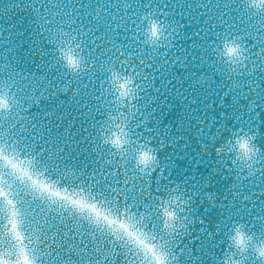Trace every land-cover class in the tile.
Here are the masks:
<instances>
[{
  "label": "water",
  "instance_id": "water-1",
  "mask_svg": "<svg viewBox=\"0 0 264 264\" xmlns=\"http://www.w3.org/2000/svg\"><path fill=\"white\" fill-rule=\"evenodd\" d=\"M0 261L264 264V0H0Z\"/></svg>",
  "mask_w": 264,
  "mask_h": 264
},
{
  "label": "snow or ice",
  "instance_id": "snow-or-ice-1",
  "mask_svg": "<svg viewBox=\"0 0 264 264\" xmlns=\"http://www.w3.org/2000/svg\"><path fill=\"white\" fill-rule=\"evenodd\" d=\"M113 143L121 144V138L119 135H117L113 141ZM145 159L147 158V154H144ZM33 186L43 195L47 194L49 197H59L61 196V193L58 189L54 188L51 184H49L46 181L43 180H33ZM0 264H3L2 261H0Z\"/></svg>",
  "mask_w": 264,
  "mask_h": 264
},
{
  "label": "clouds",
  "instance_id": "clouds-1",
  "mask_svg": "<svg viewBox=\"0 0 264 264\" xmlns=\"http://www.w3.org/2000/svg\"><path fill=\"white\" fill-rule=\"evenodd\" d=\"M126 83L129 84V85H131L132 84L131 78H127L126 79ZM134 92H135V89L129 87L126 91H124V92L121 93V97L128 96L130 100L131 99H134L135 97L132 95V93H134ZM156 159H157V157L155 155H153L152 156V160L155 161ZM168 215H169V219H171V216L173 214L172 213H169Z\"/></svg>",
  "mask_w": 264,
  "mask_h": 264
}]
</instances>
